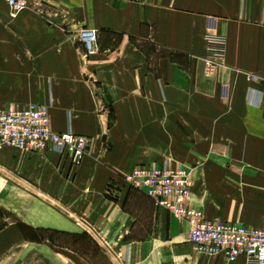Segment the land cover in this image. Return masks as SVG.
Here are the masks:
<instances>
[{"label":"crops","instance_id":"crops-1","mask_svg":"<svg viewBox=\"0 0 264 264\" xmlns=\"http://www.w3.org/2000/svg\"><path fill=\"white\" fill-rule=\"evenodd\" d=\"M26 3L11 15L0 0V107L47 105L53 130L91 142L76 166L51 150H0V213L13 217L0 252L25 229L81 222L113 264H248L195 251L188 222L125 176L180 163L188 204L207 219L264 227V0ZM90 27L99 52L86 57L75 32ZM211 33L225 57L202 80Z\"/></svg>","mask_w":264,"mask_h":264},{"label":"built area","instance_id":"built-area-1","mask_svg":"<svg viewBox=\"0 0 264 264\" xmlns=\"http://www.w3.org/2000/svg\"><path fill=\"white\" fill-rule=\"evenodd\" d=\"M10 14L26 7V0H4ZM77 39L84 47L86 57L99 52L97 29L81 28ZM226 42L222 34L205 36V68L221 63L225 57ZM250 79L258 81L257 75ZM264 87V79H261ZM48 106L29 102L20 106L0 107V150L13 148L27 152L51 150L66 156L71 165H79L88 152L90 138L69 128L57 132L50 127ZM125 180L142 190L154 205L189 224L188 238L195 251L208 255L222 254L233 260L244 255L248 264H264V227H251L223 220L207 219L201 210L188 204L191 181L180 163L171 165H141L129 171Z\"/></svg>","mask_w":264,"mask_h":264},{"label":"rangeland","instance_id":"rangeland-1","mask_svg":"<svg viewBox=\"0 0 264 264\" xmlns=\"http://www.w3.org/2000/svg\"><path fill=\"white\" fill-rule=\"evenodd\" d=\"M97 35L99 37L98 30ZM110 192L114 194V191L110 190ZM134 194V203L140 201L141 196ZM10 223H13V217L0 213V228L13 225ZM85 226L87 224L75 222L73 230L43 227L38 228L34 235L25 229L22 232L23 236L4 240L3 244L7 248H3L4 251L0 252V264H113L111 256L104 253L101 243L93 238ZM116 258H118L116 264H123L119 260L123 259V255L119 257L116 255Z\"/></svg>","mask_w":264,"mask_h":264},{"label":"water","instance_id":"water-1","mask_svg":"<svg viewBox=\"0 0 264 264\" xmlns=\"http://www.w3.org/2000/svg\"><path fill=\"white\" fill-rule=\"evenodd\" d=\"M204 71H205V60L202 59L199 63H198V68H197V72L198 74H200V79H207V80H212V77H207L204 75Z\"/></svg>","mask_w":264,"mask_h":264}]
</instances>
